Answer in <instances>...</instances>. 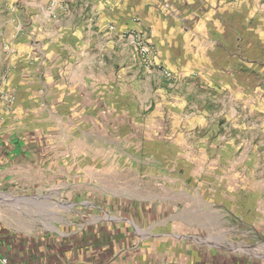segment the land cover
Wrapping results in <instances>:
<instances>
[{"label":"crops","instance_id":"0c3cea01","mask_svg":"<svg viewBox=\"0 0 264 264\" xmlns=\"http://www.w3.org/2000/svg\"><path fill=\"white\" fill-rule=\"evenodd\" d=\"M119 32L130 33L129 39L143 34L157 52V63L178 77L182 70L184 82L176 89L193 91L191 82L198 79L218 92L215 97L194 93V100L200 99L196 112L210 108L225 112L227 107L236 112L242 110L241 105L263 112L264 0H0V89L15 96L13 112L29 114L28 123L46 116V120L57 118L67 129H80L83 118L75 119L74 114L90 112V96L98 98L99 111L102 105V91L90 86L91 81L100 84L102 73L98 69L87 75L86 68L92 63L102 67L103 60L86 56L92 43L87 37L97 36L94 49L102 47L101 38L115 48ZM173 100L165 103L169 106ZM165 114L169 117L170 111ZM14 118L12 136L0 144L4 154L0 156V186L21 177L25 185L46 192L43 187L49 178L56 172L65 176L68 170L55 169L54 156H32L41 149L36 148L41 142L25 138L24 118ZM181 122L180 130L187 124ZM160 127L166 136L167 124ZM198 127L206 128V120L199 121ZM100 133L82 132L102 140ZM50 193L30 198L46 201ZM102 204L83 201L75 205L101 212ZM147 205L113 200L112 217L87 218L86 211L64 215L61 230H55L51 218H25L17 226L0 220V256L8 257L10 264H252L239 244L226 243L236 237L231 232L210 233L205 240L177 226L167 228L172 221L212 226L215 206L207 203L204 215L205 206L194 204V222H188L189 213H173L167 206L163 212L161 207ZM218 205L228 209L223 203ZM140 221L144 225L153 221L147 225L149 231H135Z\"/></svg>","mask_w":264,"mask_h":264},{"label":"rangeland","instance_id":"374dc122","mask_svg":"<svg viewBox=\"0 0 264 264\" xmlns=\"http://www.w3.org/2000/svg\"><path fill=\"white\" fill-rule=\"evenodd\" d=\"M130 35L119 32L114 38L115 48L107 44L108 39L101 38L102 47L97 49V36L87 37L92 43L86 56L103 60L102 67L92 63L86 68L87 75L99 70L102 73L100 84L90 82L92 89L98 86L97 90L102 91V105L99 111L98 98L90 96V112L74 114L75 119L83 118L80 129H67L57 118L46 120V116L28 123L29 114L13 112L15 96L0 89L15 98L10 105L0 102L1 146L12 136L14 116L23 117L21 130L25 138L41 142L36 146L41 149L32 156H54L53 167L68 170L65 176L56 172L55 177L49 178L48 186L43 187L46 192L28 186L29 183L25 185L21 177L13 178L10 185L2 183L0 220L17 226L25 218H51L50 224L56 222L55 230H61L64 215L73 217L86 211L87 218L106 214L112 217L111 201L134 200L161 207L163 212L167 206L173 213H189L186 220L194 222V206L203 204L205 215L209 203L215 206L214 225L205 226V218L204 225L172 221L167 228L177 226L205 240L210 233L231 232L236 237L226 243L234 247L239 244L240 251L252 260L249 263L264 264V223H260L264 220V110L255 113L249 106L244 109L241 105L242 110L236 112L228 107L225 112L221 108L196 112L200 99L194 100V93L215 97L218 92L198 79L191 82L193 91L176 89L184 82L180 75L183 71L178 70V77L172 69L157 63V52L146 36L137 34L135 39H129ZM172 97L168 106L165 101ZM163 111H170V116L162 115ZM182 119L187 124L180 130ZM203 120L207 127L202 129L198 122ZM161 124H167L166 136ZM83 131L93 135L101 132L102 140L93 135L86 137ZM175 134L181 136L173 137ZM47 191L51 193L46 201L30 198ZM83 201L102 202V211L75 205ZM220 203L228 209H222ZM126 211L122 210L125 218ZM152 222L135 223V231L146 232Z\"/></svg>","mask_w":264,"mask_h":264},{"label":"built area","instance_id":"2783aa9c","mask_svg":"<svg viewBox=\"0 0 264 264\" xmlns=\"http://www.w3.org/2000/svg\"><path fill=\"white\" fill-rule=\"evenodd\" d=\"M52 2H54V0H52ZM14 100H15L14 97L8 96L4 92L0 91V102L7 104V105H10L11 103L14 102ZM0 264H10L9 258L0 256Z\"/></svg>","mask_w":264,"mask_h":264}]
</instances>
